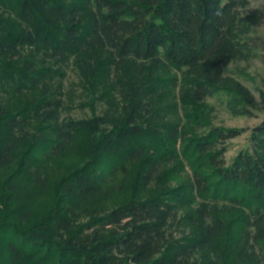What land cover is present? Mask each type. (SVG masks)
I'll use <instances>...</instances> for the list:
<instances>
[{"label": "trees", "instance_id": "obj_1", "mask_svg": "<svg viewBox=\"0 0 264 264\" xmlns=\"http://www.w3.org/2000/svg\"><path fill=\"white\" fill-rule=\"evenodd\" d=\"M256 1L0 0V92L10 83L20 100L0 97V169L15 167L0 195L24 200L34 187L54 200L27 229L1 222L0 264H264V121L228 164L227 144L245 129L191 136L193 123L163 117L144 92L158 73L182 102L223 92L233 114H250L255 95L225 69L252 55L264 23ZM70 66L85 82L107 68L118 97L100 111L93 100L90 117L63 118L55 82ZM182 159L192 173L172 188ZM131 180L161 188L99 205ZM243 207L242 231L228 233L229 214Z\"/></svg>", "mask_w": 264, "mask_h": 264}, {"label": "rangeland", "instance_id": "obj_2", "mask_svg": "<svg viewBox=\"0 0 264 264\" xmlns=\"http://www.w3.org/2000/svg\"><path fill=\"white\" fill-rule=\"evenodd\" d=\"M254 5L258 7L264 14V0H257ZM4 11V9H2ZM10 9L5 12L8 13ZM9 14V13H8ZM6 14L5 16H7ZM15 18V14L10 15ZM252 44L253 52L248 60L233 61L225 69V75H230L239 81H242L256 97L257 104L254 107H250L251 113L248 115H235L231 112L228 107V101L230 97L226 93H219L213 98H207L199 101H184L179 99L177 91L171 83L164 82L161 80L163 77L156 73L155 82L146 86L144 89L145 97L154 99L156 101L155 109L168 120H178L181 123H193L191 136L200 135L209 130V127H223V128H236L245 129L242 137L230 140L227 144L226 162H230L245 148L249 145L250 132L264 121V23L256 27L252 32ZM111 78H117L116 75L110 74L109 70L105 67L102 68L101 72L97 74V77L92 82L82 81L79 77L78 71L70 66L66 69V76L64 80H57L55 84L62 89L64 92V98L67 100V107L63 112V118L72 117L75 119H84L90 117L93 112L91 108V102L96 100L97 109L100 111L102 107H105L116 99L118 95L114 92H109ZM110 79V80H109ZM7 83L9 81L7 80ZM7 86L5 91L0 92V97L7 101L10 105L20 104V100L13 96L11 89L8 87L9 84H3ZM9 90V93H8ZM120 98V97H119ZM67 164H70L75 160L73 156L64 159ZM183 171H179V178L172 180V188L179 187L187 184V177L192 173V166L187 164V161L182 159ZM15 167L13 168H2L0 169V181L5 180L11 174L14 173ZM132 173L130 170L125 174ZM125 174L120 175L123 177ZM64 175L62 170H58L54 176V180H59ZM134 175V173L132 174ZM137 175L133 176V181ZM137 178V177H136ZM132 182V180H131ZM142 185L135 187L133 182L129 187L126 194L106 199L101 198L100 204L107 207H114L116 204L127 201L131 196L144 197L161 188L160 185ZM22 196H15L14 201L9 202L5 197L0 195V224L1 222H10L16 224L17 228L24 230L29 228L34 220H40L43 216L54 206V200L52 195L40 194L37 188H32L28 197L22 200ZM184 214L189 209L194 207L192 202H188L185 206ZM248 207H243L241 211L231 212L227 218L228 227L232 232H241L243 228V220L245 212ZM30 212L28 214L27 211ZM41 210L39 217L33 218V214L36 211ZM245 211V212H244ZM29 215L24 217V215ZM33 215V216H32ZM235 236V235H234ZM229 237V236H228ZM220 244V249L225 250L233 239L230 237ZM238 236L236 235L235 238ZM231 241V242H230Z\"/></svg>", "mask_w": 264, "mask_h": 264}]
</instances>
